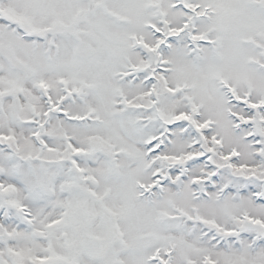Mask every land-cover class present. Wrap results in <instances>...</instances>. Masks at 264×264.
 I'll return each instance as SVG.
<instances>
[{
    "label": "snow or ice",
    "instance_id": "6c2138e0",
    "mask_svg": "<svg viewBox=\"0 0 264 264\" xmlns=\"http://www.w3.org/2000/svg\"><path fill=\"white\" fill-rule=\"evenodd\" d=\"M0 264H264V0H0Z\"/></svg>",
    "mask_w": 264,
    "mask_h": 264
}]
</instances>
